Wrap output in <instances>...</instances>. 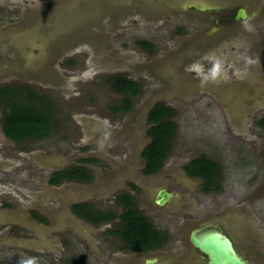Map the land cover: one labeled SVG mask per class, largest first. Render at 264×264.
<instances>
[{
  "label": "rangeland",
  "instance_id": "obj_1",
  "mask_svg": "<svg viewBox=\"0 0 264 264\" xmlns=\"http://www.w3.org/2000/svg\"><path fill=\"white\" fill-rule=\"evenodd\" d=\"M62 1L64 0H0V26L7 24L11 25L6 27L19 26L29 11L36 14ZM80 4H84V0H80ZM256 4L264 5V0H257ZM134 7L143 8L145 14L135 9L120 11V15L124 14L125 17L117 20V29H113L115 23H110L112 14L100 20V27H106L107 31L109 29V42L112 45L103 43V48L98 46L97 37L89 41L60 45L55 62L48 63L56 79L32 75L29 78L15 79L14 75L10 74L4 81L8 83V86H27L28 90L45 98L44 103L49 101L59 115L57 119L59 128L45 141L31 142V148L44 146L54 149L62 154L59 155L60 160H68L79 153L76 152L79 137H81L78 125H82L85 119L95 120L92 123L97 125L90 123V126L92 128L96 126L95 129L99 132L104 131L107 134L110 128L119 131V133L113 132L114 134L106 135V145H103L102 138H96L98 131L94 134L98 144L96 146L90 144V147L101 153L104 160L108 162L102 160L103 166L95 173L94 184L110 182L117 170L134 160L132 153H129L128 161L122 164L117 154L125 147L129 149L135 144L133 138L129 137V121L134 120L140 110L138 105L122 119H113L112 124H115V128L112 127L110 119L104 118L106 119L104 123L100 122L98 117L102 118L109 114L105 108L100 109L101 104H109L111 98L110 88L105 83V75L108 72L106 68L117 66L118 70L125 69L135 77H142L149 88L154 80L151 72L154 68H139L140 65L176 53L177 42L185 41L181 39L182 37L178 41L175 39L179 36L178 26L186 24L187 29L181 34L184 37L192 32L193 27L197 25L196 21H199L198 14L191 18L171 16V14L166 16V11L149 19V3L144 0H136ZM103 22H106V25ZM48 27H52V23H48ZM91 33L101 35L98 26H91ZM150 36L155 37V42ZM145 38H148L153 45L152 51H145L137 44L140 40H146ZM226 39L228 43L224 46H231L230 51L234 48L233 54L229 55V57L232 56L230 59L232 62L226 63L227 59L223 56L224 52L221 48L219 52L216 50L208 55L214 61L219 58L220 62L214 63L217 67L216 74L212 65L201 60L195 62L190 69L196 70L204 78L215 75L216 81L226 82L227 85L235 84L234 87H244L246 83L242 82H249L248 86L264 85V16L248 21L245 23V29ZM8 47L0 41V52L7 53ZM10 47L16 50V46ZM241 54L249 60L252 56L253 61L246 59L249 65L239 70L242 66ZM235 59L239 61L234 68L239 82L228 81L232 68H225V65H233ZM95 62H98L96 68H94ZM46 68L47 65H44L43 69ZM156 83H160L159 80L156 79ZM151 88L147 90L144 98L151 94ZM198 97H203V93L198 94ZM23 98V102L33 103L25 92ZM252 100V109L248 114H242L240 125L234 122L229 105L220 107L208 97L199 98V102L194 101L193 105L191 100L189 103L183 101V108L177 110L176 121L180 134L173 144V149L175 155L179 154L176 159L190 155L193 157L205 155L221 164L224 177L223 190L214 192V195L206 200H196L194 208L202 212L206 209L210 212L225 210L223 216L226 218H240L242 235L245 234L247 239L251 237L252 232L255 238L253 245L260 250V253L248 252L250 261L253 260L252 264H264V127L259 123L260 118L264 117V99L251 97ZM206 102L209 104L206 105ZM246 106H249V100L242 102V112H246ZM148 109L149 107L145 109L143 118L146 117ZM143 118L140 126H144ZM60 135L64 136L61 138L63 140H59ZM29 162V159H26L25 164H21L18 168L20 179L9 181L11 185L7 181L4 186H0V194H6L4 198L13 195L20 201L19 208L17 204L10 201L13 209L27 211L29 207L35 206L34 202L61 209V202H56L57 197L60 196L36 194L39 187H47L46 172L42 173L38 168L29 171ZM134 171L136 173V170ZM12 176H14L13 173ZM31 180H35L39 185ZM40 181L43 185H40ZM76 187L78 186H71V188ZM52 190L57 193V190ZM116 190L117 188L95 195L94 198L107 202V198H110ZM151 221L161 229L162 218L151 217ZM81 224L84 223L81 222ZM2 227L7 226H0V229ZM232 227L231 224L229 228L232 229ZM199 230L195 231L199 232ZM71 232V234L58 236V233L51 231V246H57V250L49 247H0V264H64L65 258L73 255L86 257L90 264H123L116 256L108 258V254L100 247V233L94 228L90 229L93 244L90 242L89 246H85L83 239L78 237L81 236V231ZM73 233L79 235L75 237ZM34 235L29 239H18L38 240L35 232ZM209 235V232L199 234L201 238ZM0 238L16 239L8 237L6 233H1Z\"/></svg>",
  "mask_w": 264,
  "mask_h": 264
},
{
  "label": "flooded vegetation",
  "instance_id": "obj_2",
  "mask_svg": "<svg viewBox=\"0 0 264 264\" xmlns=\"http://www.w3.org/2000/svg\"><path fill=\"white\" fill-rule=\"evenodd\" d=\"M125 1L133 5L136 0ZM163 1L169 2L167 4L162 3L167 8V11L165 12L166 15L171 14V16L174 15L177 17L188 16L191 18V16L195 14H200L197 15L200 20L196 21L197 25L193 27L192 32L187 33L184 37L181 34L183 30L187 29L186 24H181L178 26L177 33H179V36L175 37V39L178 41V39L182 37L181 39L185 41L179 40L177 42V52L175 55L168 54L169 56H164V60L172 61L166 66V68L169 70V72H166L167 75L166 73L161 72L160 68H154L151 71L154 80L152 81V85L149 87L151 88L152 86L150 90L151 94H148L147 97L144 98L149 88L148 85L145 84L146 81L142 79V77H135L132 75V73H128V71L125 69L118 70L117 66L106 68L108 72H106L107 74L105 75V83H107V86L110 88L111 98L109 104H101L100 109L105 108L109 114L104 115L102 118L98 117L100 122L104 123L106 120H104V118L110 119L112 127L115 128V124H112L113 119H122L124 116L136 109L138 105L140 110L149 107L146 117H142L144 121L143 132L137 133L135 139L133 135H129L131 138H133L135 144L129 147V149L125 147L122 149V151H120V153L117 154L121 158V163L123 164L128 161L127 158H129V153H132L136 168L130 164V162H128L126 166L127 168L123 171V173L118 175L121 180L118 182L120 184H118L119 186L117 190L110 196V198H107V202L98 198H94V196H87L84 198L80 195V191L82 189L79 187L88 184H94L96 180L95 173L103 166V161H105L101 156V153H98L96 149L90 147V144L95 146L98 144L97 140L94 138V134L96 131H98V129H95L96 126L93 128L90 126V123L95 120L92 118L85 119L84 126V123L82 125H78L81 128H79V135L81 137H79L80 139L79 143L77 144L78 149L76 152L78 151L79 153L74 155L73 159L69 158L68 160H60L59 155H62L59 154L60 152L54 149H48L44 146H40L39 148H31V142L41 143L42 141L47 140L51 136L52 132H55V130L59 128V122H57L59 115L49 101L44 103L43 106H39L37 103L33 105L39 111L44 110V113L46 114V120L50 126L48 135L41 139L27 137L21 141L10 139L6 135L3 126V106L0 105V186H4L7 181L8 184L11 185L12 183L9 181L13 182L14 180L17 181L20 179L18 175V168L21 166V164H25L26 159H29V171H33V168H38V170L42 171V173L46 172L45 181L48 188L39 187V190H36V194H45L51 197L52 192L53 194L56 193L54 190H52L55 189L57 190V193H60L59 195L62 196L61 198L57 197V203L63 202L64 197L66 199L73 198L74 200H72V202L69 200V203L67 202L66 208L68 214L66 211H64L65 208H63V213L60 214H64V216L61 220L56 219V216H54L51 209L43 207L39 202H34L35 206L29 207V210H27L25 214V220L27 223H29L27 226L35 225L49 227L50 225H53L50 227L54 229L53 232L58 233V236L66 233L71 234V231L74 228L81 232L85 231L86 228H94V230L100 233V247H102L103 251L108 254V258H113L116 256L118 261L123 264H149L150 262L153 264H208V257L193 246L191 242V235L195 230L201 228L209 229L211 227L219 228L222 231H227L229 235L228 237H230L232 240L233 247L240 254L244 253L248 261L253 263V260L250 261L249 259L248 252L260 253V250L255 247L256 245H253V242L255 244V238L251 230L250 238L246 239L245 234L242 235L240 229V218H226L223 216V211L225 210L210 212L209 209H206L202 212L201 210H198V208H194L196 205V200L203 201L206 200V198H209V196L214 195V189L216 186H220L221 191L223 190L224 177L222 174L221 164L215 161L220 167L219 174L215 181H208L199 174L200 169L196 167V164H193V162H195V160L199 157H193L190 155L186 156L185 158L180 157L181 159H176L179 154H174L173 144L179 138L180 134V128L178 127L176 117L178 115L177 110L183 108L184 106L183 101L189 103L191 100V102H193L191 104L193 105L195 104L194 101L199 102V98L208 97L216 102L218 106L225 107L228 104L234 103L236 100H238L235 95L233 96L234 99L232 100H229L228 98L232 91L234 94H236V92H240V95L242 94L241 92L243 90L234 87L235 84L227 85L226 82H219L220 80L216 81L215 75L211 76L210 78H204L199 73H197L196 70H191L190 67L198 60H201L208 63L209 65H212L216 74L217 67L214 63L216 61L220 62L219 58L214 61V59L208 57V55L216 50L219 52L221 48H223V56L227 59L226 63L232 62L230 60L232 56L229 57V55L233 54L232 52H234V48L232 51H230L229 48H231V46H224L226 43H228V39H226L228 38L227 34L231 36V31L233 29L250 21L249 18L254 20V16L258 13V15L261 17V15L264 14V8L262 7L255 9L252 13L250 11V8L252 7L250 3L242 0H233L234 5L225 4L224 0H213L216 6H214L212 9L205 10L195 8L197 5L194 3V0L186 3V7L184 8L176 4L178 1ZM189 4L191 7H188ZM254 6L255 7L253 8H258L255 4ZM123 10L124 8L122 11ZM240 10L245 11L246 18L237 19L238 12ZM116 15H119V13ZM113 17L114 16H112V18ZM103 23L106 25V22ZM8 25L11 24L0 26V28L6 27ZM78 27H82L81 24H76L74 29H77ZM33 30L39 34V37L47 36L44 34L48 29L43 26H36L33 28ZM66 32H68L67 29L66 31H62V34L55 38L56 40L54 39L55 42L64 39ZM19 34L18 51H20L21 48L20 52L17 53L13 47H8L7 53L0 52V63L1 58L5 57L7 59L6 61L8 62L7 64L10 67L8 70L3 71L2 73V68H0V89L7 87L14 89L18 87H24L27 89L28 87L24 85L8 86V83L6 84L4 81H6L8 74H13L15 79H18V77L29 78V73H26V69L22 68L21 66L25 65V67H30V63H32L33 67L40 57H42V60L44 58L45 54L43 52L41 53L40 51L38 53V49H36L34 54H27L25 49L29 51L30 48L26 45V43L31 44L32 48L34 47L35 43H29L30 39L25 33ZM203 34L208 36V40L203 41V43H198L197 38L200 39V36ZM95 38L96 37L87 36V38H81V41H89ZM106 38L108 39V44L112 45L109 42L110 36H106ZM150 38L155 42L154 36H150ZM145 39L146 40L138 41L137 44L145 51H152L154 48L153 45L148 40V38ZM65 41L67 42V40ZM45 43L40 41V45L37 47L45 46ZM141 43H145L151 47L149 49L143 48ZM60 44H64V41H60ZM37 54H39L38 59H36ZM251 58L252 56H250L249 60L246 56L241 54L242 61L240 63L242 66L239 67V70L245 69L249 65L247 61H253ZM42 60L40 62L38 61L39 63H37V67L44 64L42 63L41 65ZM236 60L237 59L234 60L235 62L233 65H225V68L227 69L232 68V70H230L231 77L228 81L231 80L232 82H239L236 78V70L234 69L236 67L235 65L239 62ZM97 63L98 62H95L94 68H96ZM117 78L136 83V90L138 92L132 93L133 91L131 92V90L128 91L125 89L122 92L116 91L112 82L117 80ZM156 79H159L160 83L157 84ZM242 83H246V89L249 86L252 88L251 85H247L249 82ZM202 93L203 97H198V94L202 95ZM221 94L222 99H219ZM251 97L255 98L254 96ZM251 103H253V100ZM159 104L170 107L177 111V115L173 119L176 124V132L173 139L171 140L169 152L167 153L165 160L163 161L159 170L154 173H147L148 160L146 159L145 151L152 142L149 132L153 127V124L149 121V114L152 109H154ZM205 104L208 105L209 103L206 102ZM261 120H264V117L260 118L259 123ZM102 132L98 131L96 138H102L101 141L103 140V145H106V135L110 133L114 134L113 132L119 133L117 129L113 130L112 128L108 130L107 134H105L104 131ZM66 134L69 135V133ZM62 135H60L61 137L59 140H63L61 139L64 137ZM87 137L89 139H86ZM65 140L71 141L70 139L68 140V138H65ZM38 152L40 153L39 155ZM202 156L205 155H201L200 157ZM172 161H175V163H171ZM106 163L104 164L108 166L109 164ZM74 170H82L81 172L83 173H89L91 175V181L86 182L77 179H68L67 174ZM134 170H136V174H134ZM10 171L12 172L9 173ZM12 173L14 176H12ZM31 181L39 185L38 182H35V180ZM40 185H43V182L40 181ZM71 186H78V189H73V194L69 192L71 190ZM76 192L78 193L76 194ZM0 195V210L4 212H7V209L12 210L13 208L11 202L17 204L19 208L20 201H18L15 196L8 195L7 198H4L6 197V194ZM39 195L37 196L39 197ZM125 195H127V197L129 196V205H133L134 208L139 211L157 231L160 232L157 243L162 245L149 250L130 249L128 248L129 243H126L125 239L119 236V232L121 231V216L126 212L127 206L125 203ZM164 196H166L165 204L163 206H159L157 202L162 200ZM84 205L88 206L89 209L93 210L94 212H113V214L115 213V219L98 225L94 224L86 218L80 216L75 211V208H81ZM12 213L14 214L15 212H11L10 214ZM19 216L22 217L23 212H21ZM151 217L162 218L163 225L161 229L155 226V224L151 221ZM17 222L18 221L15 220L14 223L11 222L9 226L4 228L2 227L0 229V235L1 233H6L8 237H13L16 239H29L30 237L35 236L34 230L32 228L26 227L23 223L17 224ZM81 222H83L86 226H81ZM231 224L233 225L232 229L229 228ZM76 235L77 234H74L75 237H77L79 234L77 236ZM93 235H95V233H93ZM78 237L82 238L80 235ZM82 239L83 244L85 246H89L90 236ZM64 240L67 241L66 238H64ZM86 260L88 261L87 258Z\"/></svg>",
  "mask_w": 264,
  "mask_h": 264
},
{
  "label": "water",
  "instance_id": "obj_3",
  "mask_svg": "<svg viewBox=\"0 0 264 264\" xmlns=\"http://www.w3.org/2000/svg\"><path fill=\"white\" fill-rule=\"evenodd\" d=\"M144 1L149 3V19L167 11V8L165 7V5H163V4L169 3L167 1L166 2H164L163 0H144ZM170 1H173V2L178 1L176 4L184 8L186 7L185 6L186 3H188L191 0H170ZM224 1H225V4L234 5L233 0H224ZM242 1H246L250 3V5L252 6L250 8V11L252 13H253V10L255 9H259L262 7L264 8V5L256 4L257 0H242ZM194 3L197 5L195 6V8L200 9V10L212 9L214 8V6H216L213 0H194ZM254 4L258 8H253L255 7ZM163 6L166 9H164ZM188 7H191V5L189 4ZM123 8L124 10L135 9L139 12L144 13L143 8L134 7V4L132 5L131 3L126 2L125 0H84V4H80V0H64L36 14H33L32 12L29 11L23 23L19 26L0 28V41L9 47L16 46V51L18 53L21 51V48H20V51H18V36L20 35L19 33L21 34L25 33L30 39L29 43H32V42L35 43L33 48L31 44L26 43V45L29 46L30 49L29 51L25 49V52H27V54H34L36 49H38V53L40 51L41 53L43 52L45 55H44L43 60H42V57H40L39 60L36 61L33 67H32V63H30V67H25V65H22L21 67L26 69L25 72L29 73V75L56 79L48 63L55 62V58H56L59 46L73 43V42H78V41H81V38H84V37L87 38V36H92V37H98V46L103 48V43L108 45V39L106 38V36H110V35L106 27H103V28L100 27V20L109 16V13L110 15L112 14V16L114 17L113 18L111 17L110 23H115L113 29H117V20L125 17V15H120V11H122ZM117 13H119V15H116ZM258 14L254 16V19H257L260 17ZM262 16H264V14L261 15V17ZM239 18H242V19L246 18V13L244 10H240L238 12L237 19ZM249 20L251 21L250 18ZM48 23H52V27H48ZM76 24H81L82 27H78L77 29H74V26ZM36 26H43L47 28L49 31L47 30V32L44 34L47 36L39 37V34L33 30V28ZM91 26H98L101 35L91 33ZM66 29L68 30V32H66L65 36L63 35L64 39L60 40V41H64V44H60V41L55 42L56 40L55 38H57L60 34H62V31H66ZM243 29H245V24L244 25L242 24L236 27L235 29H233L231 31L232 33L231 36L242 31ZM227 35H228V38L231 37L229 34ZM207 37H208L207 35L203 34L202 36H200V39L197 38V42L203 43V41L208 40ZM65 40H67V42ZM40 41L44 43L46 42L45 43L46 45L37 47L38 45H40ZM44 48H47V49H44ZM173 54L175 55L176 53H173ZM38 57H39V54H37L36 59H38ZM163 58L164 57L156 59L148 63H145V64H142L140 65L139 68H157V69L160 68V71L163 73L169 72L166 66L169 65L170 62L172 61L171 60L167 61V60H164ZM6 60L7 59L5 57L1 58V63H0V68H2L1 73L10 68ZM41 60H42L41 65L42 63L44 64L42 66L37 67L38 66L37 63H39ZM44 65H47L46 69H43ZM236 88L240 90L242 89L243 90L241 92L242 94L240 95V92H236V94H234V92L232 91L228 97L229 100L234 99L233 98L234 95L237 97L238 100L228 105L230 107L234 122L240 125L242 114H248L250 110L252 109L251 96H254L255 98L264 99V85L252 86L253 89L250 88V86L247 87V89L245 88V86L236 87ZM227 93H228V89H227ZM219 99H222V94L220 95ZM246 100H249V106H246V110H247L246 112H242V102ZM144 111L145 109H142L139 111L136 118L134 119L135 121L134 120L129 121V135L131 134L133 135V137H135L137 136L136 135L137 133L143 132L144 126H140V123H141ZM130 164H132L136 168V165L134 164V160L130 162ZM126 166L127 165L117 170L112 176L110 182L79 187L82 189L80 191L81 194L80 193L79 194L84 198L87 196L92 197V196L110 191L112 189L118 188L119 186L118 184H120L118 182L119 180H121L120 177H118V175L123 173V171L127 168ZM73 189H78V187L71 188L69 192L72 194L74 193ZM77 193L78 192H76V194ZM52 195L60 196L59 194H56V193L54 194L52 193ZM69 200H71L72 202V200L74 199L73 198L66 199L65 197L63 198V202H61L62 211L61 209H58L56 207H53V206H50V205H47L41 202L39 203L42 204L43 207L51 209L54 216H56V219L61 220L64 214L62 215L60 213H63V208H65L64 211L67 212L65 205H67V202ZM165 201H166V196H164L162 200H159L157 204L159 206H163L165 204ZM6 211L7 212L0 210V226H9L11 222L14 223V221L16 220L18 221L17 224L23 223L25 224L26 227L33 228L38 240L0 238V247H49V248L57 250V246H51V231H54L53 228H51L50 226L49 227L35 226V225L27 226L29 225V223H27V221L25 220L26 210L7 209ZM11 212H15V213L10 214ZM21 212H23L22 217L19 216ZM80 225L83 227L86 226L85 224H81V223ZM90 229L91 228L89 229L86 228L85 231L81 232L82 238L85 239L86 237L90 236ZM72 231H78V230L74 228L72 229ZM199 232L198 231L192 232L191 242L195 248H197L201 253H203L204 255L208 257V264H252L248 261L244 253L240 254L233 247L232 240L230 237H228L229 235L227 231L225 230L222 231L219 228L211 227L209 229L201 228ZM202 232L203 233L209 232L210 235L206 238H201L199 234H201ZM89 242L93 244L91 237H90ZM149 264H153V263L150 262Z\"/></svg>",
  "mask_w": 264,
  "mask_h": 264
},
{
  "label": "trees",
  "instance_id": "obj_4",
  "mask_svg": "<svg viewBox=\"0 0 264 264\" xmlns=\"http://www.w3.org/2000/svg\"><path fill=\"white\" fill-rule=\"evenodd\" d=\"M143 48L149 49L151 46L141 43ZM112 82V81H111ZM116 91L122 92L124 89L132 93H137V84L125 79L117 78L112 82ZM134 89V90H133ZM27 93L32 100V104L23 102V94ZM45 98L24 87L18 88H3L0 89V103L3 106V126L6 135L10 139L21 141L24 138H44L49 133V124L46 120L44 110H37L33 104L43 106ZM51 106V105H50ZM177 111L164 106L157 105L149 114V121L153 124L150 129L152 138L151 144L145 151L146 159L148 160L147 173H154L159 170L167 153L169 152L171 140L176 132V124L174 118ZM260 125L264 127V120H261ZM200 170V175L208 181L217 179L220 167L219 165L206 156L199 157L193 162ZM76 170V169H75ZM74 170V171H75ZM71 171L67 174L68 179H77L86 182L91 181L89 173H83L82 170ZM207 190V189H206ZM215 192H220L221 187L216 186ZM126 212L121 216V231L119 236L124 238L128 244V248L137 250H149L156 248L159 245L160 232L145 219L142 214L137 211L133 205H129V196L125 195ZM75 211L82 217L86 218L94 224H101L112 219H115V213L94 212L84 205L81 208H75ZM64 264H89L84 256L73 255L65 258Z\"/></svg>",
  "mask_w": 264,
  "mask_h": 264
}]
</instances>
